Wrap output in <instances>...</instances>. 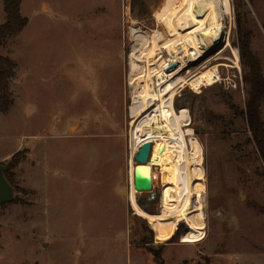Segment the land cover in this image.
Returning <instances> with one entry per match:
<instances>
[{
  "label": "rangeland",
  "instance_id": "374dc122",
  "mask_svg": "<svg viewBox=\"0 0 264 264\" xmlns=\"http://www.w3.org/2000/svg\"><path fill=\"white\" fill-rule=\"evenodd\" d=\"M230 1V46L179 74L213 69L219 79L199 90L182 87L174 98L177 110L188 109L185 127L204 158L206 235L184 244L185 220L160 227L129 201L128 63L136 46L130 25L173 30L187 0H22L28 23L0 47L15 63V102L0 113V164L19 160L9 169L14 200L0 204V264H264V165L246 119L235 113L248 97L240 31L264 75V0ZM5 20L0 0V25ZM167 59L164 53L152 78ZM153 165L151 190L135 196L159 213L165 192ZM166 177L173 190L174 173Z\"/></svg>",
  "mask_w": 264,
  "mask_h": 264
},
{
  "label": "bare ground",
  "instance_id": "6f19581e",
  "mask_svg": "<svg viewBox=\"0 0 264 264\" xmlns=\"http://www.w3.org/2000/svg\"><path fill=\"white\" fill-rule=\"evenodd\" d=\"M232 14L230 0H187L179 11L176 27L143 31L131 24L129 34L136 43L129 55V83L132 88L129 107L130 159L129 201L135 213L147 220L157 222L169 229L180 221L187 222L181 234V242L193 244L205 238L201 224L205 221L203 211L204 168L203 149L190 123L187 108L177 110L174 98L179 89L187 85L200 89L219 79L216 70L207 69L198 73L188 72L180 76L187 66L200 60L214 48L230 46L227 38L225 16ZM205 36V39L203 36ZM138 46V47H137ZM234 63L238 66L239 53L231 47ZM168 59L152 78V68L163 58ZM177 67L169 70V66ZM153 143L148 162L138 166V171L151 176V164L160 168L159 186L163 189L162 208L159 213L144 211L136 202L134 186L135 164L132 159L145 142ZM173 172V190L167 191L166 174ZM195 197L196 204H192ZM195 201V200H194ZM205 210V209H204Z\"/></svg>",
  "mask_w": 264,
  "mask_h": 264
},
{
  "label": "trees",
  "instance_id": "16d2710c",
  "mask_svg": "<svg viewBox=\"0 0 264 264\" xmlns=\"http://www.w3.org/2000/svg\"><path fill=\"white\" fill-rule=\"evenodd\" d=\"M22 0H3V10L6 20L0 25V47L10 37L21 33L28 23V19L21 14ZM239 50L243 66L248 69L244 75V82L248 85V97L245 102V109L235 110L241 118L246 119L252 139L257 147L264 165V122L260 118V105L264 99V75L258 58L250 51L249 40L239 32ZM15 74V63L6 55L0 53V113H7L13 106L15 99L11 91V81ZM178 108L177 103L174 105ZM14 155L9 162V168L4 172L5 178L13 186L12 176L9 169L19 163ZM153 200V199H152ZM147 212L154 213L145 207ZM157 264H163L158 259Z\"/></svg>",
  "mask_w": 264,
  "mask_h": 264
},
{
  "label": "water",
  "instance_id": "95a60500",
  "mask_svg": "<svg viewBox=\"0 0 264 264\" xmlns=\"http://www.w3.org/2000/svg\"><path fill=\"white\" fill-rule=\"evenodd\" d=\"M152 142L145 141L140 147L135 156L134 169V186L138 192L149 191L152 188V176L144 175L138 171V166L149 161L151 156ZM9 168V162L0 164V204L12 202L14 200V187L5 178L4 172ZM137 204L144 210L145 205L142 201L136 199ZM147 212V211H146ZM150 213V212H149ZM153 214V213H151ZM156 255V252H154Z\"/></svg>",
  "mask_w": 264,
  "mask_h": 264
},
{
  "label": "flooded vegetation",
  "instance_id": "af4514ba",
  "mask_svg": "<svg viewBox=\"0 0 264 264\" xmlns=\"http://www.w3.org/2000/svg\"><path fill=\"white\" fill-rule=\"evenodd\" d=\"M144 203V202H143ZM145 206H148L146 203H144Z\"/></svg>",
  "mask_w": 264,
  "mask_h": 264
}]
</instances>
